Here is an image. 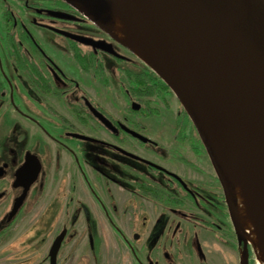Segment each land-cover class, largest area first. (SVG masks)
Masks as SVG:
<instances>
[{"label": "flooded vegetation", "instance_id": "1", "mask_svg": "<svg viewBox=\"0 0 264 264\" xmlns=\"http://www.w3.org/2000/svg\"><path fill=\"white\" fill-rule=\"evenodd\" d=\"M73 36L101 42L111 52ZM171 97L175 96L149 67L64 1L0 0V241L5 246L0 248V264H25L22 245L10 247L22 228L25 203L36 189L39 200L43 199L46 178L69 175L73 163L83 180L82 188L90 190L105 224L128 249L132 264H244L245 246L230 217L220 181L176 97V146L172 147L178 150L186 141L192 145L188 150L194 156H199L202 149L212 169L210 176L190 182L169 170L166 164L175 158L163 143L147 135L153 131L148 119L158 117L162 111L167 114ZM119 99L125 104L124 111L117 103ZM99 130L110 139L89 133L97 134ZM161 133L159 127L156 135ZM129 142L146 149L149 155L159 156L161 161L136 154L125 147ZM90 152L98 164L96 176L121 186L120 177H115L117 169L103 157L115 159L130 173L124 187L130 193L131 206L136 209L141 204L142 211V204L148 203L161 214L136 217V211L130 220L133 231L126 236L116 226L115 203L111 201L107 207L86 179L80 160ZM161 152L165 156L159 155ZM27 158L34 168L38 166V173L22 205L11 215L24 191V181L23 185H15L16 173ZM181 164L189 165L184 160ZM207 179V184L202 183ZM80 192L83 194L82 189ZM74 198L67 196L62 207L61 221L45 255L46 264H50L48 255L56 243V264H61V256H74L78 250L86 251L85 257L94 251L89 235L96 236L98 222L91 216L88 201L78 193L77 200ZM58 204L54 197L39 218L57 217ZM190 208L197 214H190ZM143 231L148 233L143 235ZM96 237L97 256H103L104 244ZM83 239L84 249H80ZM39 247L28 254L37 255ZM246 250L245 264H256L249 244ZM209 253L218 255L209 260Z\"/></svg>", "mask_w": 264, "mask_h": 264}, {"label": "water", "instance_id": "2", "mask_svg": "<svg viewBox=\"0 0 264 264\" xmlns=\"http://www.w3.org/2000/svg\"><path fill=\"white\" fill-rule=\"evenodd\" d=\"M62 1L109 35L108 9L114 4L134 24L151 61L144 64L177 98L208 154L244 243L246 262L248 243L235 220L225 160L227 143L240 137L249 166L253 214L264 244V0ZM73 38L111 52L101 42ZM35 168L27 158L16 173L15 185L24 181V191L11 215L35 180L39 169ZM56 244L48 255L50 264H56Z\"/></svg>", "mask_w": 264, "mask_h": 264}, {"label": "rangeland", "instance_id": "3", "mask_svg": "<svg viewBox=\"0 0 264 264\" xmlns=\"http://www.w3.org/2000/svg\"><path fill=\"white\" fill-rule=\"evenodd\" d=\"M134 56V55H133ZM135 57V56H134ZM135 59L143 64L139 59L135 57ZM106 62H109L108 59H106ZM111 63V62H110ZM116 68V65L112 66ZM139 68L137 69V72H139ZM118 98V97H117ZM120 104V110H125V104L122 103V100L119 99L117 102ZM170 109L169 112L166 114L162 111V114H160L158 117H154L151 119H148L147 122H149L152 127L153 131H150L147 135L151 137L152 139L158 141L159 143H163V145L168 148L169 155L171 157L175 158L173 160H170L169 163L166 164V167L169 170H175L178 174H180L185 180L192 182L193 179H198L201 177V179H205V176H210L209 174L212 173V169L210 167V164L201 149V154L199 156H194L191 151L188 149H191V144H186V141L184 142V146L180 147L178 150L174 149L172 146H176L173 138V123H174V117L176 116L178 109V104L175 99V97H171L169 100ZM152 120V121H151ZM158 127V128H157ZM159 127L161 128V137L156 135V133L159 132ZM156 128V129H155ZM155 129V130H154ZM89 133L94 134L95 136L110 139L107 138V134L104 132H99L95 134V132L89 131ZM186 136V134H185ZM128 149L133 150L136 154L149 157L154 161H161L159 156H152L146 149L137 146L134 143L129 142V146H125ZM165 152H161L159 155L165 156ZM156 155V154H155ZM103 160L110 165L113 168H116L117 173L115 177H120L121 180V186L114 185L111 182L104 181L100 177L96 176L94 169L98 166L95 155L90 152L87 155H84L80 163L82 165V168L85 172L86 179H88L90 187L92 188L94 194L99 197L102 202L109 207L110 202L113 201L115 203V213H113L116 226L121 229V231L128 236L129 232H132L133 228H131L130 220L134 217V213L138 211L136 217H143V216H157L160 213V209L155 208L151 204L143 203L141 210L140 206L141 204L136 205V209H134L131 206L130 203V193L124 186L128 185L130 173L125 170V168L122 165H119L117 161L109 156L104 155ZM184 160L186 164H181V161ZM164 163V162H163ZM74 164V163H73ZM71 166V172L69 175L66 176H56V177H47L46 179V186L43 190V199L39 200L37 189L33 190L30 194V197L27 199L25 203V207L23 209V212L21 214V220L23 221L21 230L17 231L14 238H16L15 243L11 245L10 247H16L17 245L20 247L22 245V248L26 251L25 256V264H37L40 262V264H46L45 258L48 246L51 241V237L53 232L55 231V228L58 226V224L61 221L62 216V207H64L65 200L67 196H73L74 195V201L77 200L76 194L81 197V199L87 200L88 204L90 206V209L93 213H91V216L95 221L98 222V229H96V236L99 237V240L101 239L102 244H104V253L103 256H97L98 255V239L95 235L90 234L89 235V243L92 247H94V251H92V254L95 253L96 255H92L91 252L87 253V256L85 257L86 251L83 250V253H81V250H78L74 253V256H61L60 262L61 264H85V261L87 260V264H132L130 253L126 246L123 244L122 240H119L115 234L108 228V225L105 224L102 215L97 210L96 202L94 201L93 197L91 196L90 190H86L82 187H84L83 180L81 176L76 172L77 167L75 165ZM192 166V168H191ZM197 171H199V174L197 175ZM113 176V175H112ZM208 179L205 180L204 184H207ZM190 185V184H189ZM73 186L71 189L70 187ZM191 186V185H190ZM124 187V188H123ZM80 189H82L83 194H81ZM69 194V195H68ZM218 194V193H216ZM215 194V195H216ZM55 197V200H57L60 204H58V215L53 219L52 216L49 215H41L39 218L41 212L44 210V208L47 206V204L53 200ZM73 201V202H74ZM40 202V206L38 207V204ZM56 207V206H55ZM97 207V208H96ZM222 207V206H221ZM223 209V207H222ZM111 210V209H110ZM190 214L196 215V211L192 208L189 209ZM2 214V207H0V216ZM161 214V213H160ZM218 216V214H215ZM227 214H224L226 216ZM171 216V215H166ZM104 222V229H102L101 223ZM139 222V221H138ZM137 227V225H135ZM141 227V226H139ZM143 235L147 234L148 231L140 232ZM85 239L80 243V249H84ZM38 245L39 252L37 255H29L31 254V251L33 248H36ZM5 247L4 242L1 243L0 241V248ZM67 251L69 248H66ZM29 253V254H28ZM233 254L235 257H237V253L233 251ZM211 255V256H210ZM218 254L216 253H209V260L212 258H216ZM215 263L218 264V261H215ZM214 264V262H213Z\"/></svg>", "mask_w": 264, "mask_h": 264}, {"label": "bare ground", "instance_id": "4", "mask_svg": "<svg viewBox=\"0 0 264 264\" xmlns=\"http://www.w3.org/2000/svg\"><path fill=\"white\" fill-rule=\"evenodd\" d=\"M107 25L112 38L126 47L135 57L151 65L142 38L126 13L116 4L108 9ZM225 165L232 185L235 220L242 238L253 247L256 264H264V244L253 214L249 185V166L240 137L227 143Z\"/></svg>", "mask_w": 264, "mask_h": 264}]
</instances>
